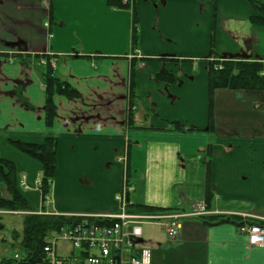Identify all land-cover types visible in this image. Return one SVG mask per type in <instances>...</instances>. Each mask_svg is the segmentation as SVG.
<instances>
[{"label": "crops", "instance_id": "crops-1", "mask_svg": "<svg viewBox=\"0 0 264 264\" xmlns=\"http://www.w3.org/2000/svg\"><path fill=\"white\" fill-rule=\"evenodd\" d=\"M134 10L136 49L132 11L107 0H0V157L10 159L3 151L12 139L42 144L57 137L47 211L99 215L118 210L127 152L131 198L187 214L176 239L152 245L151 264H264V246H248L240 231L244 222H264V91L217 89L215 130H208L210 59L264 63V25L251 23L255 12L246 0H138ZM48 60L79 93L54 97L50 128ZM160 72L176 82L159 80ZM217 96L227 99L226 123ZM172 121L187 131L173 130ZM26 156L28 174L16 166L31 190L42 163ZM207 181L208 215L237 223L206 225L190 215L205 202Z\"/></svg>", "mask_w": 264, "mask_h": 264}, {"label": "trees", "instance_id": "trees-1", "mask_svg": "<svg viewBox=\"0 0 264 264\" xmlns=\"http://www.w3.org/2000/svg\"><path fill=\"white\" fill-rule=\"evenodd\" d=\"M138 0H107L108 6L113 9H126L132 11V44L137 48L138 41V20L134 10V5ZM159 1V0H154ZM204 2L206 0H198ZM216 3L218 0H210ZM252 6L255 14L250 17L251 23L264 25V0H246ZM47 72L45 78V121L47 127H52L57 116V107L54 101L56 95H63L69 98L79 96L68 82L62 81L55 76L51 61H47ZM219 61H210L208 65V91H209V121L208 130H215L214 106L215 91L217 89H231L244 91H264V63L258 60H248L241 57H233L222 61V68H217ZM135 72L132 69L131 79V99L135 98ZM156 77L164 82H176V78L169 73L160 72ZM134 102V101H132ZM23 103L30 106L28 103ZM134 105V104H133ZM129 122H133V115L129 116ZM172 129L179 132H186L187 129L179 122H171ZM12 144L27 153L38 157L42 163L41 170V192L44 198L50 195L52 182L56 170L57 137L47 135L42 144L26 143L20 140H11ZM210 168L207 171L209 179ZM213 193L207 181L205 202L207 208H211ZM0 209L16 211H35L28 198L23 194L19 185L18 169L14 161L0 157ZM132 211L144 213H165L176 211L173 207H157L145 204H138L131 208ZM206 225H216L223 222H233L231 218L222 215H203L199 217ZM83 220V217L76 215H43L30 213L24 218L22 233L15 231V236L21 238V248L23 255L19 260L5 259L1 264H37L44 254V248L48 243V237L61 232L64 228L75 225ZM257 222V221H255ZM264 225V222H257Z\"/></svg>", "mask_w": 264, "mask_h": 264}, {"label": "built area", "instance_id": "built-area-1", "mask_svg": "<svg viewBox=\"0 0 264 264\" xmlns=\"http://www.w3.org/2000/svg\"><path fill=\"white\" fill-rule=\"evenodd\" d=\"M217 68H222V61ZM125 152L120 161L123 163L122 187L116 195L118 210L113 213L83 216V220L64 228L52 241H48L44 254L37 264H151V251L141 247L139 239L143 236V224L160 223L165 227L171 240L178 237L182 219L187 216L178 211L165 213H143L132 211L134 202L130 200L133 186L128 175V158ZM41 180L36 181L40 189ZM20 186L26 190L31 187L23 175ZM49 197L42 199V206ZM11 213L1 210L0 214ZM37 214H53L41 209ZM205 202L196 204L192 214H208ZM240 231L247 238L248 246H264V226L259 223L245 222ZM62 252V249L65 248Z\"/></svg>", "mask_w": 264, "mask_h": 264}, {"label": "rangeland", "instance_id": "rangeland-1", "mask_svg": "<svg viewBox=\"0 0 264 264\" xmlns=\"http://www.w3.org/2000/svg\"><path fill=\"white\" fill-rule=\"evenodd\" d=\"M218 95H220V93ZM217 97L219 98L218 99L219 115H222V120L223 122L225 121L226 123V115H228L227 99L226 97H222V96L220 97L217 96ZM248 114L254 115V116L258 115L254 111L251 112V110H249ZM13 146H10L11 148H8L7 150L3 151L4 156H9L10 160L12 159V161H14L15 164L17 163V165L19 166L18 168L23 169L21 172L28 174L27 169L30 165L27 160L29 158L28 156H26L27 152L17 148L16 146L14 147ZM198 169H199V164H198ZM191 173H192V170H191ZM40 174L42 175V173L41 172L39 173V177H41ZM191 176L194 177L196 176V174H193V175L191 174ZM198 177H199V173H198ZM21 189H22L23 194L30 200L31 202L30 204H32L31 205L32 208L36 209L41 206V199H40L41 194L35 188L34 184H32L31 190H24L23 188ZM19 212H25V211H19ZM26 214L27 212L17 213V214H13V213L0 214V264L5 259L6 260L7 259L18 260L19 258L21 259L23 255V251L21 248V238L16 237L14 234H15V231H17L19 234L22 233L23 226H24V218ZM142 227L144 230V237H143L144 243L141 245V247L151 250L153 244H157V243L164 244L170 241V238L168 237L166 233L165 227L161 225L160 223H146V224H143ZM56 236L57 234H53L49 236L47 241H52L53 238ZM65 249L66 247L62 249V252H64ZM157 264H178V263L174 262L173 260L170 261L167 258H165L164 263L161 262L160 260V262H158Z\"/></svg>", "mask_w": 264, "mask_h": 264}]
</instances>
